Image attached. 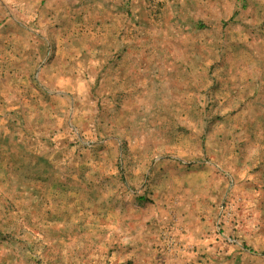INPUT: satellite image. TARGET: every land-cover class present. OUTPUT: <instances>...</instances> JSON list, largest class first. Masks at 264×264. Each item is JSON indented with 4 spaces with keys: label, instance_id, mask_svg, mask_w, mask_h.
<instances>
[{
    "label": "rangeland",
    "instance_id": "374dc122",
    "mask_svg": "<svg viewBox=\"0 0 264 264\" xmlns=\"http://www.w3.org/2000/svg\"><path fill=\"white\" fill-rule=\"evenodd\" d=\"M246 3L156 45L218 37L214 63L137 83L85 57L83 0H0V264H264V0Z\"/></svg>",
    "mask_w": 264,
    "mask_h": 264
},
{
    "label": "crops",
    "instance_id": "0c3cea01",
    "mask_svg": "<svg viewBox=\"0 0 264 264\" xmlns=\"http://www.w3.org/2000/svg\"><path fill=\"white\" fill-rule=\"evenodd\" d=\"M172 2L171 7L156 4L155 9L150 11L146 9L148 5H145V0H83L85 11L83 26L87 32L89 30L96 32L93 37L98 33L100 42L99 48L86 51L85 57L102 59L97 63H91L99 64V73L122 75L117 82L123 80L124 75L128 78L131 76L136 82L141 74H155L156 67H152L155 60L164 61L180 56L183 58L180 62L185 61L188 64L189 57L199 56L212 59L214 63V59L219 56L218 37L214 40L207 39L211 44L203 49V53L196 52L194 48L190 50L178 48L169 53L156 45L183 42L176 36V32L180 31L174 27L178 26H186L188 32L198 31L202 35L210 29L218 31L224 26L229 27L236 22L241 12L248 8L246 0H172ZM98 12L99 17L96 16ZM140 58L153 60H148L146 66L141 68L138 62ZM203 65L206 64L201 66ZM184 67L181 71L188 72L187 65L184 64ZM96 69L97 66L91 67L85 72L95 73Z\"/></svg>",
    "mask_w": 264,
    "mask_h": 264
},
{
    "label": "built area",
    "instance_id": "2783aa9c",
    "mask_svg": "<svg viewBox=\"0 0 264 264\" xmlns=\"http://www.w3.org/2000/svg\"><path fill=\"white\" fill-rule=\"evenodd\" d=\"M153 2H162L164 0H152Z\"/></svg>",
    "mask_w": 264,
    "mask_h": 264
}]
</instances>
